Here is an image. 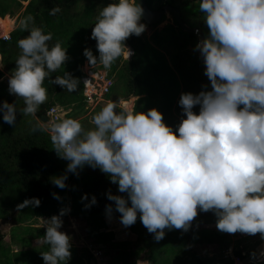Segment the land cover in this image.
I'll list each match as a JSON object with an SVG mask.
<instances>
[{
    "label": "clouds",
    "instance_id": "obj_1",
    "mask_svg": "<svg viewBox=\"0 0 264 264\" xmlns=\"http://www.w3.org/2000/svg\"><path fill=\"white\" fill-rule=\"evenodd\" d=\"M199 10L209 35L196 50L204 58L212 90L181 95L186 118L178 130L164 122L158 109L121 110L120 101H114L93 116L91 129L85 130L76 119H64L50 129L38 126L32 131L50 133L59 158L69 161L67 172L78 175L85 165L99 168L118 184L119 192L127 193V198L108 193L125 227L134 225L139 213L143 226L159 241L166 229L187 232L200 211H212L219 231L260 234L264 239V0H201ZM60 11L57 5L49 14ZM143 11L137 0H119L99 12L91 34L99 57L84 50L92 67L110 69L121 56L130 59L125 41L146 30L140 23ZM30 23L31 16L19 22L29 35L18 41L21 55L8 85L9 93L24 101L20 112L36 116L48 98L45 79L69 57L59 42L49 47L51 33ZM52 82L69 92L79 86L69 73ZM197 105L199 114L193 111ZM0 112L5 123L15 125V103L4 101ZM66 180L64 175L52 182L63 189ZM91 203H96L95 197ZM39 204L32 198L17 207ZM107 212L111 214V205ZM64 214L62 210L60 216ZM60 216L51 217L45 226L43 242L50 247L41 252L45 264H67L72 256L71 238L59 230ZM256 255L252 253L253 259Z\"/></svg>",
    "mask_w": 264,
    "mask_h": 264
},
{
    "label": "trees",
    "instance_id": "obj_2",
    "mask_svg": "<svg viewBox=\"0 0 264 264\" xmlns=\"http://www.w3.org/2000/svg\"><path fill=\"white\" fill-rule=\"evenodd\" d=\"M23 1L29 2L17 18L11 40L0 44L5 68L11 73L15 69L16 60L21 55L18 41L29 35L27 31L21 29L19 22L31 16L34 23H30L29 27H39L44 34L51 33L49 47L59 42L67 50L69 57L60 69L50 73L44 81L47 96L50 102L52 101L50 105L59 103L67 109L77 103L76 106L80 109L85 108L81 93L82 77L83 66L89 62L84 50L91 49L93 54L99 57L97 42L91 38L92 30L99 12L109 3H119V0H90L85 5L81 4L82 0H20L22 4ZM147 2L151 8L152 3L149 0ZM199 4L198 0H183L176 7L181 11L184 22L190 27L200 29L205 39L209 31L204 22L205 14L200 12ZM57 5L61 11L55 16L50 15V10ZM8 12L13 15L10 6L0 0V16L6 17ZM141 23L151 30L157 25L148 24L142 18ZM199 42V36L181 29L175 17L173 24L156 29L151 37L133 34L125 41V44L131 45L134 49L133 55L129 60L121 56L109 69L111 73L117 71L121 89V94H114L115 90L118 91L115 87L116 80L111 95L124 97V103L129 104L132 111L147 112L153 108L158 109L163 114L164 122L178 130L182 119L186 118L179 104L181 95L189 92L198 95L201 91L212 90L211 82L205 75L204 60L196 50ZM67 73L79 80L75 92H69L52 82L58 76L65 77ZM2 75L0 70V79ZM8 88L0 86V104L4 101L15 103L17 118L15 125H9L3 121V112H0V201L7 199L8 202H5L7 206L18 209L17 206L25 200L38 198L39 206L29 205L18 209L24 215L53 217L60 216L64 210L65 214L60 218H67L70 215L101 214L111 216L120 222L121 214L115 210V202L108 199V193L125 198L127 193L119 192L118 184L111 183L110 177L99 168L93 169L85 165L83 169L78 170V175L67 172L69 161L59 158L53 149L50 133L32 131L38 126L46 129L39 120L42 116L39 112L42 105L36 116L23 115L20 112L25 107L23 99L14 95L2 96V92L9 91ZM193 111L199 114L200 106L197 105ZM68 116L71 117L72 114ZM64 175H67L65 181L67 186L61 189L52 180L54 177ZM53 194L59 199L54 198ZM85 195L86 200L82 199ZM93 197L96 198L95 204L91 203ZM109 205L112 206L111 214L107 212ZM139 215L138 213L136 223L130 226L133 233L138 227L145 228ZM209 220L217 222L214 212L200 211L187 232L182 229L166 231L171 235L173 243L181 236L192 237L195 242L206 241L213 244L228 242L227 233L213 226H200ZM191 255L190 264H213L196 252H192ZM152 257L157 263L155 254Z\"/></svg>",
    "mask_w": 264,
    "mask_h": 264
},
{
    "label": "rangeland",
    "instance_id": "obj_3",
    "mask_svg": "<svg viewBox=\"0 0 264 264\" xmlns=\"http://www.w3.org/2000/svg\"><path fill=\"white\" fill-rule=\"evenodd\" d=\"M4 1L10 6L13 15L8 12L6 14L7 18L5 20L0 18V21L4 23V26L5 24H11L12 26L13 20L23 12L26 4H22L20 0ZM89 1L82 0L81 4L85 5ZM149 1L152 3L151 8L158 10L165 5L176 6L183 0ZM198 2H201V0H198ZM173 23L174 15L167 12L154 29L151 30L146 27L142 35L151 37L156 29H161L167 24ZM126 46L127 48L131 47L129 44H126ZM124 59L126 58L124 57ZM89 67H91L90 64H85L83 71ZM95 69L105 70L99 64ZM6 71L9 72L7 68ZM9 74L12 73L9 72ZM112 74L117 80L115 87L118 91L115 90L114 94H121L118 84L119 75L117 71ZM0 86L6 87V82L0 80ZM10 95L9 91L2 92L3 97ZM109 100V102H112V99ZM51 102L47 98L46 103L39 110L40 115L48 112L52 106L50 105ZM109 102H103L95 111L87 110L86 107L80 109L76 106L77 103L67 109L59 103L53 105L62 110L61 121L76 119L82 123L85 130H88L94 127L91 123L93 116ZM47 104L49 105L47 106ZM119 107L120 109L132 110L129 104L124 103V97H121ZM70 114H72L71 117L68 116ZM50 121L43 123L46 129L52 127L53 123ZM5 202H8V200L3 199L0 201L2 210H0V264H45L41 252L50 250L49 245L43 242V237L46 233L45 226L51 216L24 215L16 207L7 206ZM60 219L63 224L59 230L67 233L71 238L70 250L72 256L67 264H190L192 252L200 254L203 259L212 261L213 264H264V256L260 255L261 252H264V239H261L260 234L253 236L239 232L235 234L227 233L228 242L225 241L224 244H213L206 241L195 242L192 237L186 238V236L179 237L173 243L171 235L166 230L164 239L157 241L154 234L149 233L146 228L141 229L138 227L136 232L133 233L130 227H125L111 216H102L101 214L70 215L67 218ZM200 226H213L216 228V222L209 220ZM254 252L257 254L255 259L252 257ZM153 254H155L157 263L153 260Z\"/></svg>",
    "mask_w": 264,
    "mask_h": 264
},
{
    "label": "built area",
    "instance_id": "obj_4",
    "mask_svg": "<svg viewBox=\"0 0 264 264\" xmlns=\"http://www.w3.org/2000/svg\"><path fill=\"white\" fill-rule=\"evenodd\" d=\"M10 38V33H2V35H0V43L3 41H8ZM130 50L133 55V49L131 48ZM115 81V76L110 72L109 69H95L92 66L88 69H84V75L82 77V101L86 109L95 111L100 104L105 101H109V96L111 94L112 88L115 85ZM47 114L50 117V122L53 124L59 123L62 120V110H60L55 105H52L49 108ZM98 252L103 255L101 251L98 250Z\"/></svg>",
    "mask_w": 264,
    "mask_h": 264
},
{
    "label": "water",
    "instance_id": "obj_5",
    "mask_svg": "<svg viewBox=\"0 0 264 264\" xmlns=\"http://www.w3.org/2000/svg\"><path fill=\"white\" fill-rule=\"evenodd\" d=\"M137 4L140 5L143 8V15H142V19L148 23V24H156L158 22H160L163 17L167 14V12H170L174 15L177 23L179 24V26L181 27V29H183L184 31H188L191 33H195L199 36L200 41L203 40V34L201 33V30L198 28H194V27H190L188 26L183 18H182V14L181 11L179 10V8H177L174 5H165L162 8L158 9V10H154L152 8L149 7L147 0H137ZM132 48V47H131ZM133 49V48H132ZM134 52V49H133ZM200 52V51H199ZM201 54V53H200ZM202 59L204 60L203 56ZM119 102L121 101V98L117 95H115L113 97V101L112 102ZM117 112H119V109H117ZM41 121L43 123H47L50 121V117L47 113H45L42 118Z\"/></svg>",
    "mask_w": 264,
    "mask_h": 264
},
{
    "label": "crops",
    "instance_id": "obj_6",
    "mask_svg": "<svg viewBox=\"0 0 264 264\" xmlns=\"http://www.w3.org/2000/svg\"><path fill=\"white\" fill-rule=\"evenodd\" d=\"M28 2L29 1H27V2H24L23 1V4L25 3L26 5L28 4ZM25 5V6H26ZM0 18L1 19H3V20H5V18H7V17H2V16H0ZM17 18L18 17H16L14 20H13V25L11 26V24L10 25H6L5 27H4V23L2 22V21H0V35H2V33H6V32H8V33H10V35H12V31L15 29V27H16V21H17ZM9 40H11V38L9 39ZM8 40V41H9ZM3 42H6V41H3ZM0 44H2V43H0ZM0 70L2 71V73H3V75H2V77H1V79L0 80H4L5 82H6V85L7 86H9L7 83H8V78H9V76L11 75V74H9V72H7L6 71V68H5V65H4V56H3V53H2V51H1V48H0ZM4 68V69H3ZM115 95L113 94V95H111L110 94V96H109V99H112V101H113V97H114ZM110 101V100H109ZM109 101H105L104 103H106V102H109ZM47 113V112H46ZM44 115V114H43ZM42 115V116H43ZM41 118L42 117H40L39 118V120L41 121ZM42 122V121H41ZM43 123V122H42ZM113 218V217H112Z\"/></svg>",
    "mask_w": 264,
    "mask_h": 264
},
{
    "label": "bare ground",
    "instance_id": "obj_7",
    "mask_svg": "<svg viewBox=\"0 0 264 264\" xmlns=\"http://www.w3.org/2000/svg\"><path fill=\"white\" fill-rule=\"evenodd\" d=\"M8 25H10V24H8ZM5 26H6V24H5ZM5 26H4V27H5Z\"/></svg>",
    "mask_w": 264,
    "mask_h": 264
}]
</instances>
